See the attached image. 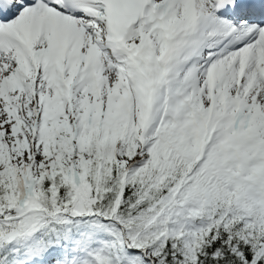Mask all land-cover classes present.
<instances>
[{"label": "snow or ice", "instance_id": "6c2138e0", "mask_svg": "<svg viewBox=\"0 0 264 264\" xmlns=\"http://www.w3.org/2000/svg\"><path fill=\"white\" fill-rule=\"evenodd\" d=\"M0 264H264V0H0Z\"/></svg>", "mask_w": 264, "mask_h": 264}]
</instances>
